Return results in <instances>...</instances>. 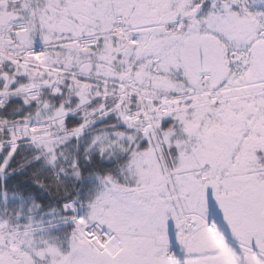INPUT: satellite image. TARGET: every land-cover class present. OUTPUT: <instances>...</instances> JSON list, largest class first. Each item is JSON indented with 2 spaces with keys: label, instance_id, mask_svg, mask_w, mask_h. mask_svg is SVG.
Segmentation results:
<instances>
[{
  "label": "snow or ice",
  "instance_id": "1",
  "mask_svg": "<svg viewBox=\"0 0 264 264\" xmlns=\"http://www.w3.org/2000/svg\"><path fill=\"white\" fill-rule=\"evenodd\" d=\"M0 264H264V0H0Z\"/></svg>",
  "mask_w": 264,
  "mask_h": 264
}]
</instances>
